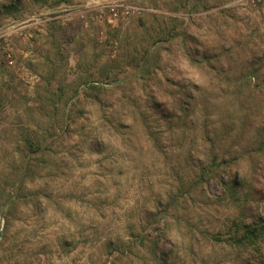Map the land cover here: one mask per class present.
Wrapping results in <instances>:
<instances>
[{"label":"rangeland","instance_id":"1","mask_svg":"<svg viewBox=\"0 0 264 264\" xmlns=\"http://www.w3.org/2000/svg\"><path fill=\"white\" fill-rule=\"evenodd\" d=\"M101 1L0 0V264H264V0Z\"/></svg>","mask_w":264,"mask_h":264},{"label":"trees","instance_id":"2","mask_svg":"<svg viewBox=\"0 0 264 264\" xmlns=\"http://www.w3.org/2000/svg\"><path fill=\"white\" fill-rule=\"evenodd\" d=\"M236 226L238 233L233 238L235 243L255 250L254 252L259 253L260 257H262L261 261L264 262V255H262L264 247V216L254 222L236 223Z\"/></svg>","mask_w":264,"mask_h":264},{"label":"built area","instance_id":"3","mask_svg":"<svg viewBox=\"0 0 264 264\" xmlns=\"http://www.w3.org/2000/svg\"><path fill=\"white\" fill-rule=\"evenodd\" d=\"M86 6L88 7L87 10L89 9H94L95 11H97V13L92 16V19H96L95 21H100L102 20V17L105 13V10L107 7L110 8V10L115 11V8L112 7L110 4H105L104 2H102L101 0H92V2H88L86 4ZM141 10L139 7H135L132 12L135 13H139ZM128 12V11H127ZM115 16L117 15V13H113ZM29 22V23H28ZM20 25H18V28L16 29V34L20 35V36H31L32 34L29 31H26L27 27L29 26V24H35L37 23L36 20V15L34 16H28V17H24L22 19L19 20ZM5 54L7 59L11 62H13V58H12V54L10 51L5 50Z\"/></svg>","mask_w":264,"mask_h":264}]
</instances>
